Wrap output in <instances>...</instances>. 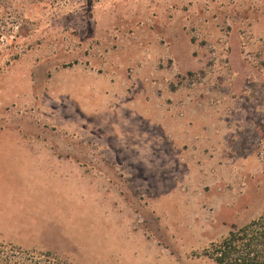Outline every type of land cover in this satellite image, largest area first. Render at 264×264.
Returning <instances> with one entry per match:
<instances>
[{
  "label": "rangeland",
  "instance_id": "rangeland-1",
  "mask_svg": "<svg viewBox=\"0 0 264 264\" xmlns=\"http://www.w3.org/2000/svg\"><path fill=\"white\" fill-rule=\"evenodd\" d=\"M21 11L0 27V243L216 264L264 207V0Z\"/></svg>",
  "mask_w": 264,
  "mask_h": 264
},
{
  "label": "trees",
  "instance_id": "trees-1",
  "mask_svg": "<svg viewBox=\"0 0 264 264\" xmlns=\"http://www.w3.org/2000/svg\"><path fill=\"white\" fill-rule=\"evenodd\" d=\"M78 0H0V27H16L27 23L21 14L25 5L54 7ZM89 5L100 0H85ZM23 27V26H22ZM3 35V32H0ZM205 255L216 264H264V207L249 222L233 228L218 242H212ZM0 264H73L50 251L26 250L0 243Z\"/></svg>",
  "mask_w": 264,
  "mask_h": 264
}]
</instances>
